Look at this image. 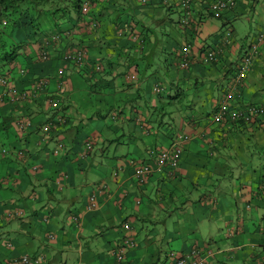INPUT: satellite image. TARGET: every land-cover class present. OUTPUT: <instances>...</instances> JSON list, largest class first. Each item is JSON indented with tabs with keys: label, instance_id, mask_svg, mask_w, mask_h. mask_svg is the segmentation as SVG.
Segmentation results:
<instances>
[{
	"label": "crops",
	"instance_id": "1",
	"mask_svg": "<svg viewBox=\"0 0 264 264\" xmlns=\"http://www.w3.org/2000/svg\"><path fill=\"white\" fill-rule=\"evenodd\" d=\"M214 1L191 0L190 21L184 24L181 0H93L84 18L63 26L61 31L69 32L66 39L53 40L48 47L37 40L22 46V57L8 72L9 85L21 90L40 77L48 83L15 103L0 84V143L9 149L0 154V188L5 182L6 192L14 194L2 197L0 215L15 202L27 209L25 220L19 216L0 223V241H16L11 248L0 244V264H10L7 259L23 251L36 253L34 239L42 243L39 264H54L51 257L68 244L67 258L75 264L82 256L96 257L102 248L103 264H168L169 251L179 256L194 247L204 264H264V122L256 114L247 120L230 117L232 109L264 105V40L240 71L245 51L264 30V0H232L220 17L209 10ZM169 20L168 28L164 24ZM186 43L189 51L182 65ZM78 47L86 48V68L62 62L65 51ZM209 50L216 55L206 64L201 56ZM162 54L164 73L149 63L154 57L160 62ZM96 64L100 69H93ZM130 73L136 79H128ZM157 85L161 92H156ZM82 88L90 95L112 96L111 102L107 112L106 107H91L78 124H70L68 106L76 102L74 89ZM55 96L59 109L52 111L49 101ZM157 111L181 116L155 128ZM60 112L65 121L59 124L52 118ZM20 116L32 122L25 131L13 123ZM48 120L53 126L45 132L41 125ZM58 141L64 148L54 154ZM174 143L181 155L178 167L169 171L157 156ZM143 164L152 171L139 184L134 175ZM93 192L97 205L88 207ZM55 210L67 211L69 219L60 224ZM186 210L185 217L177 218L175 241L167 235L168 227L160 239L148 236L156 229L144 233L161 212L171 216ZM120 219L132 225L135 245L118 259L116 251L125 240ZM56 230L57 242L49 241ZM97 231L104 235L102 241ZM18 234L32 236L24 250ZM73 248L78 254L72 255Z\"/></svg>",
	"mask_w": 264,
	"mask_h": 264
},
{
	"label": "built area",
	"instance_id": "2",
	"mask_svg": "<svg viewBox=\"0 0 264 264\" xmlns=\"http://www.w3.org/2000/svg\"><path fill=\"white\" fill-rule=\"evenodd\" d=\"M89 1H85L83 4V12L87 11L90 8V5L88 3ZM233 1L232 0H217L214 1L213 3H211L209 5V10H211L213 12V14L216 17H220L223 10L226 9V7L232 5ZM181 6H182V11H183V16H182V22L184 24H187L190 21V14H191V0H181ZM227 34L230 35L231 31H227ZM66 37H68V32L64 31L62 33H55L52 34V36L50 38H44L43 42L47 43L49 42V40H63ZM264 40V30L259 34V36H257V39L255 42H253L249 48H247V50L245 51L242 60L240 62V71H244L247 69V67L249 66V64L252 62V59L254 57V52L257 48V44L258 42ZM188 51H189V44H184L181 47V61L180 63L182 65H184L186 63V58L188 56ZM39 54L42 58H47L48 57V53L45 49H40ZM215 55H216V51L214 50H209L206 52H203V55L201 56V60L203 63H210L215 59ZM64 62L66 63H73L74 65H76L77 67H85L86 65V57H87V51L86 48L84 49V47H78V48H73L71 50H67L63 53L62 55ZM93 69L98 70L100 69V65L96 64L93 66ZM59 73L61 72V69L59 70ZM128 79H136V74L135 73H130L127 75ZM48 83V79L44 78V77H40V78H36L34 79V81H32L28 87H25L24 89L21 90H17L14 89L12 86L9 85V81L8 78L6 77H0V84L4 85L6 87V93L10 95V101L12 102H21L24 100H27L29 97L36 95L37 93H39L40 90H43L46 85ZM161 86L157 85L156 90H160ZM50 106L53 109H59V100L54 98H51L49 101ZM252 114H256L259 115L261 120L264 122V105H253L252 107H248V109H232L230 111V115L232 117H237L240 115H243L245 119H250ZM65 118V117H64ZM62 116H58V118L55 120L56 123H64L65 119ZM16 125L18 126V128L20 129H25L28 128L32 125V122L30 119L25 118L24 120H18V122H16ZM53 126V120H48L47 122H45L43 125H41V128L43 129V131H48L50 129V127ZM186 137V135H185ZM64 143L61 141H58V143L56 144V147L53 149L54 154H59L62 150ZM91 147V143L90 141H87L84 144V148L87 150L90 149ZM8 149L6 146H3L0 143V154H5L7 153ZM24 151L23 150H19L17 151L18 155H22ZM84 153V156H88V154ZM180 147L174 143V145L170 148H168L167 150L164 148L163 151L160 152V157L158 159V164L160 165H168L169 169L171 171H173L174 169H176L179 165V159H180ZM167 163V164H166ZM35 168H37L38 166H34ZM152 171V168L148 165V164H143L140 167H138L137 171H136V175H135V180L137 183H142L144 181V176L143 175H147ZM88 207H94L95 206V194L91 193L89 195L88 198ZM20 211L16 210L14 211H9L7 213V216L9 217L10 215H14V214H18ZM125 228H131L129 226V224H125ZM133 246L135 245V242L132 241L131 242ZM121 247V246H120ZM118 249L117 251V255H118V259L120 257H122L121 253V249ZM21 261L24 264H31L30 262V258L27 257V255H23L21 257ZM37 261V259L35 260ZM176 264H204V257H202L199 253V249L197 248H191L188 251H184L182 253H180L179 256L176 257L175 259Z\"/></svg>",
	"mask_w": 264,
	"mask_h": 264
},
{
	"label": "rangeland",
	"instance_id": "3",
	"mask_svg": "<svg viewBox=\"0 0 264 264\" xmlns=\"http://www.w3.org/2000/svg\"><path fill=\"white\" fill-rule=\"evenodd\" d=\"M129 10H130V8H129ZM86 13L84 12V14H83V16L85 15ZM74 17H76V15H74ZM177 17V16H176ZM77 18V17H76ZM146 19H148V18H146ZM170 20H169V22H166L165 21V23L166 24H164V25H166L168 28H169V26H170ZM247 22V21H246ZM248 24V23H247ZM147 25L149 26V27H155V25H154V23L152 22V21H147ZM157 27V26H156ZM44 28H47V30H46V34H44V35H47L48 36V38H50L51 36H52V34H53V32H54V30H55V28H54V26H52V25H50V27L49 26H45ZM16 38H18V37H16ZM67 38V37H66ZM65 38V39H66ZM159 38L161 39V35L159 36ZM51 39V38H50ZM44 41V40H43ZM50 42H52V40H50L45 46L46 47H48L49 46V44H50ZM23 48V47H22ZM20 49L21 51H19V53H18V57H22V52H23V49ZM17 57V58H18ZM164 58H165V56L162 54V55H160V62H158L157 61V59H155V57L154 58H149L150 60H149V63H150V65H152V66H154L153 67V70H159V71H161V73H164L163 72V70H165V62H164ZM62 62H64L63 60H62ZM71 63V62H70ZM73 64V63H72ZM61 66H63L64 67V65H61ZM60 66V67H61ZM152 66H150V67H152ZM60 67H58V68H60ZM143 67V66H142ZM145 69V68H144ZM142 70L143 69H141V76L142 77H146V75L142 72ZM147 70V69H146ZM24 75H26V74H24ZM60 76H64V72L63 73H61L60 74ZM67 79H69V78H67ZM143 80V79H142ZM68 82H69V80H68ZM86 87H88L87 85H86ZM86 88H82V90H75L74 89V92L76 93V96H75V100H76V102H75V104L74 105H71V106H68V108H69V111H68V114L70 115V117H71V119H70V124H78V119L79 118H81L82 116H84V114L88 111V110H90V109H92L91 107H94L95 109H100V108H105L107 105H108V103H110L111 102V98L110 97H112V96H109V95H105V94H101V95H99L98 93H94L93 95H90V94H88V90H85ZM55 98L56 99H58L59 100V98H57L56 96H55ZM118 98V97H117ZM60 101V100H59ZM168 105V104H167ZM167 108H168V106H166ZM50 108H51V110L53 111V110H57V109H53L51 106H50ZM167 108H165V109H167ZM108 110H107V107H106V109H105V112H107ZM164 113V112H163ZM163 113H161L160 111H157V113H155L156 114V119H157V121L156 120H154L155 122L154 123H157L156 125H155V128H160L161 129V127L162 126H166L168 123H170L173 119L174 120H178L179 119V116H181V114L180 113H177L176 111H173V113L171 114V112H169V111H167L166 113L167 114H163ZM60 116H62L63 115V113L62 112H60ZM170 114H171V116H170ZM53 114H49L48 115V117H51ZM107 115V114H106ZM141 115V114H140ZM142 116V118H143V120H145V116L144 115H141ZM63 118H64V116H62ZM176 117L178 118V119H176ZM26 118V116H20V117H17V118H14V125L16 126V127H18L17 125H16V122H18V120H24ZM58 118V116L56 115V118H55V116L52 118V119H57ZM65 119V118H64ZM83 123V122H82ZM178 123H179V121H178ZM62 126V125H61ZM27 129V128H26ZM178 129H179V125H178ZM107 131H108V129H106ZM21 131H25V129L23 128V129H21ZM45 132H46V130H45ZM176 132H179V130H177L176 129ZM108 134H109V132H108ZM110 135V134H109ZM159 146H163V145H160V144H158ZM166 150L168 149V148H170L169 147V145H165V147H164ZM161 151H163V148L158 152V156H157V159H159V157H160V152ZM32 165H35V166H38V165H36V164H32ZM168 168H169V166H168ZM39 169V166L37 167V169H36V171ZM137 169L138 168H136V171H137ZM195 169H196V171L197 172H199V169L198 168H196L195 167ZM136 171H135V175H136ZM167 174H168V171L167 170H164ZM169 171H171V170H169ZM12 174H13V172H11ZM135 175H134V177H135ZM26 182L24 181V183L23 184H25ZM2 185H3V191L2 190H0V200L2 199V197H4L5 195H8V196H14V194L12 195V192H10V190L11 189H9L8 190V192H6V190L4 189V187H7L8 186V184L7 183H5V182H2L1 183ZM9 187V186H8ZM51 187V186H50ZM2 188H0V189H2ZM57 188H59V186L57 187ZM52 191H54V189L52 188L51 189ZM56 191V190H55ZM83 191H84V189H83ZM6 192V193H5ZM10 192V193H9ZM16 194V193H15ZM44 194H45V191H44ZM47 194V193H46ZM95 194V193H94ZM28 196H32V195H28ZM35 197H37V196H35V195H33L32 196V198H35ZM89 200V199H88ZM97 200H98V198L96 197V195H95V206L97 205ZM136 203L137 204H139V198L137 199L136 198ZM2 200L0 201V206L2 205ZM14 206H16L17 205V202H15V204H13ZM14 206H9L8 204L4 207V209H6V210H4V211H7L9 208H12V207H14ZM94 206V207H95ZM60 207V205H55V208H59ZM15 209L18 211H21V213H19L18 214V216L16 217V218H18L19 216L23 219V220H25L26 219V213H27V209L23 206H21V205H18V206H16L15 207ZM57 213V215H56V217H57V221L60 223V224H62V223H64V219L67 217L68 219H69V216H68V212L67 211H65V212H63L62 210H55ZM185 215H187V210L186 211H183V212H180V213H178V212H173L172 214H171V216H169V215H167V213L165 212V211H163V212H161V214H160V216H159V218H157V220H154V222H153V224H151V223H148V225L146 226V228L144 229V233L146 232L147 234H148V232L149 231H147L148 229H150V232L153 230V229H156L155 231H153V234L154 235H152V234H148V236L149 237H152V236H155V237H157V238H159L160 239V237L161 236H163V235H165L166 234V231H165V228H169V232H167V235H169V236H171L172 238H173V240L172 241H175L176 240V238H177V231H178V229H179V223H177V218H182V217H185ZM74 218V217H73ZM72 218V220H74V221H76V218H74L73 219ZM181 220V219H180ZM179 220V221H180ZM115 222H117V221H119V218H115V220H114ZM48 224L50 225V223L48 222ZM129 224V223H128ZM118 225H119V227H123V229H124V239L125 240H123V243H122V245H121V247H120V249H121V255H122V257H124V254L126 253V249L130 246V245H132V241L134 240L133 239V228H132V225L131 224H129V226L131 227L130 229L129 228H125V221H123V220H121L120 219V222L118 223ZM232 226V225H231ZM52 228V227H51ZM106 228H108V227H106ZM202 228V227H201ZM203 229V228H202ZM53 230V229H52ZM110 230V229H109ZM109 230L106 232L107 234L109 233ZM204 230V229H203ZM231 230V233L233 232V230H232V228L230 229ZM230 230H228L229 232H230ZM77 231V230H76ZM99 231H97V232H95V234H97ZM55 233L57 234L56 236L52 233V234H49V236L51 237L50 239H49V241H56V239H57V236H58V234H59V232L56 230L55 231ZM77 233V232H76ZM18 242H20V248L21 249H23L24 250V247H26L27 248V245L28 244H26V242H32V240L30 239V237H32V236H27V235H23V234H18ZM96 236V238H99L101 241H102V239L104 238V235L103 234H97V235H95ZM105 237H106V234H105ZM99 239H97L96 241H95V244H97L98 242H100V240ZM16 241H13L12 243H11V241L9 242L10 243V247L9 248H11V246L14 244L15 246H16V243H15ZM22 242H24V245H22ZM57 242V241H56ZM55 242V243H56ZM97 242V243H96ZM32 243H37L38 244V246L36 247V250L34 251V252H36V253H34V254H32L31 252H26V251H23V252H20L19 254H16V255H20V254H27V255H29V257H30V262H31V264H39L38 262H36L35 261V257H38L39 255H41L42 254V252L41 251H43L42 250V243H39L38 242V240L36 239H34L33 240V242ZM47 243H49V242H47ZM124 244H126L125 246H124ZM188 244H190V242H188ZM14 245H13V247H14ZM50 245H53L52 243H50ZM116 245V244H115ZM115 245H110L111 247H110V249L113 247V246H115ZM49 248L50 249H52L50 246H49ZM66 248H71V245L70 244H68L67 246H65L64 248H63V250L62 251H60V252H56L52 257H51V259H52V261H53V263L54 264H75V261H70L67 257L69 256L70 257V255H69V251H67L68 249H66ZM83 248H84V246H83ZM130 248V247H129ZM103 249L104 248H102V249H99V250H101V252L96 256V257H90V259H88L86 256H82V259L80 260V264H103V258L104 257H106V256H104L103 254H101V253H103ZM119 249V248H118ZM10 250V249H9ZM71 250V252L73 251V253H72V255H74V254H78L77 253V251H76V249H70ZM83 252H84V254H86V252H85V249H83ZM109 252H111V251H109ZM36 254V255H35ZM101 254V255H100ZM115 257H117V255H115ZM17 258V257H16ZM167 259H168V264H170V261L172 260H175V255L174 254H171V251H169L168 252V254H167ZM67 261V262H66ZM172 261H171V263H172ZM6 264V263H5ZM11 264V263H10ZM15 264H22V263H20L19 261H17Z\"/></svg>",
	"mask_w": 264,
	"mask_h": 264
},
{
	"label": "trees",
	"instance_id": "4",
	"mask_svg": "<svg viewBox=\"0 0 264 264\" xmlns=\"http://www.w3.org/2000/svg\"><path fill=\"white\" fill-rule=\"evenodd\" d=\"M85 1L87 0H0V71L5 72L2 73L1 77L8 78V72H10L12 64L17 59L24 44L33 40L43 41L44 37H47L44 35L47 33L45 26H54L53 34H58L64 32L61 30L65 24L77 22L79 18H84V12L87 13L89 10L83 12ZM88 1L91 5L93 0ZM180 8L182 9V6ZM230 117L232 119L244 118L243 115L237 117L230 115ZM6 215L7 211L0 215V223L13 219V216L10 215V218H7ZM3 240L0 241V244L6 245L8 241ZM176 257L177 255L175 259ZM173 262L176 264L175 260Z\"/></svg>",
	"mask_w": 264,
	"mask_h": 264
},
{
	"label": "clouds",
	"instance_id": "5",
	"mask_svg": "<svg viewBox=\"0 0 264 264\" xmlns=\"http://www.w3.org/2000/svg\"><path fill=\"white\" fill-rule=\"evenodd\" d=\"M182 16H183V15H182ZM44 38H48V36H47V37H44ZM49 41H50V40H49ZM42 42H43V41H42ZM159 86H160V85H159ZM156 87H157V86H156ZM155 89H156V88H155ZM161 91H162V86H161V89H160V90H156V92H161ZM7 153H8V151H7ZM7 153L2 154V156H3V155H6ZM59 187H60V189H61V186H59ZM93 193H94V192H93ZM12 210H14V212L16 211V209H10V210L8 209V210H7V213H8L9 211H12ZM19 213H21V211H20ZM19 213H18V214H19ZM18 214L16 213V214L12 215V216H13V219L16 218V217L18 216ZM6 216H7V215H6ZM12 216H11V217H12ZM73 217L76 218L75 215H73L72 218H73ZM7 218H10V216H9V217L7 216ZM74 218H73V219H74ZM7 244H8L7 247H10V243L8 242ZM7 244H6V245H7ZM23 255H27V254H20L19 256H15V257H13V259L9 258L7 262H8V263L11 262L12 264H15L17 261H19L20 263L24 264V263L21 261V257H22ZM16 257H17V258H16ZM27 257L30 258L29 255H27ZM41 258H42V257H41L40 255H39L38 257H35V260L37 259L36 262L40 263V262H41ZM10 259H11V260H10Z\"/></svg>",
	"mask_w": 264,
	"mask_h": 264
}]
</instances>
